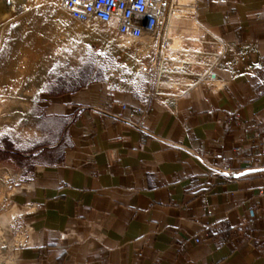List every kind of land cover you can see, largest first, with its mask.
<instances>
[{"label":"crops","instance_id":"0c3cea01","mask_svg":"<svg viewBox=\"0 0 264 264\" xmlns=\"http://www.w3.org/2000/svg\"><path fill=\"white\" fill-rule=\"evenodd\" d=\"M192 7L162 73L41 91L28 148L0 146L13 264H264V0Z\"/></svg>","mask_w":264,"mask_h":264},{"label":"rangeland","instance_id":"374dc122","mask_svg":"<svg viewBox=\"0 0 264 264\" xmlns=\"http://www.w3.org/2000/svg\"><path fill=\"white\" fill-rule=\"evenodd\" d=\"M61 1L0 0V108L21 113L10 125L6 123L5 113H0V146L28 148L33 140L34 122V113L29 112L41 91H72L117 77L153 78L149 74L134 73L141 66L148 67L155 62L159 33L153 45L129 44L112 26L85 25L72 20L61 8ZM175 3L172 13L163 20L170 37V17L179 18L177 27L183 29L189 22L183 23L181 19L195 14L193 0H175ZM190 27L194 37L183 34L182 40H194L195 45H200L199 37L204 34L198 36L192 23ZM197 58L203 60L206 56L199 54ZM20 74H26L22 87L18 85ZM167 79L164 77L163 81ZM2 159L5 156L0 153V162ZM14 161L21 163L22 159ZM9 170L6 163H0V204L8 193ZM5 233V229H0V264H13L5 246L8 241ZM21 240L17 236L15 241Z\"/></svg>","mask_w":264,"mask_h":264},{"label":"built area","instance_id":"2783aa9c","mask_svg":"<svg viewBox=\"0 0 264 264\" xmlns=\"http://www.w3.org/2000/svg\"><path fill=\"white\" fill-rule=\"evenodd\" d=\"M175 4V0H62L61 8L78 23L112 26L122 39L135 43H143L159 33L155 57H158L157 67L162 73L161 63L168 59V53L174 49L161 19L172 13ZM152 49L150 47L148 50ZM170 64L173 70L181 69L183 65L178 60ZM140 70L146 72L148 68L141 66Z\"/></svg>","mask_w":264,"mask_h":264},{"label":"bare ground","instance_id":"6f19581e","mask_svg":"<svg viewBox=\"0 0 264 264\" xmlns=\"http://www.w3.org/2000/svg\"><path fill=\"white\" fill-rule=\"evenodd\" d=\"M164 17L161 19V23L163 22ZM94 24V23H93ZM97 24V23H96ZM150 38H148L147 40H145L143 43L147 42Z\"/></svg>","mask_w":264,"mask_h":264}]
</instances>
